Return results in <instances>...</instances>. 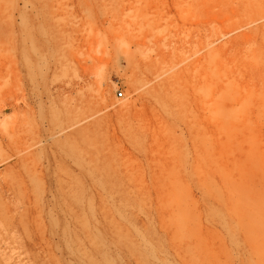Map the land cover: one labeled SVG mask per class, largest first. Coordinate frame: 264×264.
<instances>
[{
	"label": "rangeland",
	"instance_id": "obj_1",
	"mask_svg": "<svg viewBox=\"0 0 264 264\" xmlns=\"http://www.w3.org/2000/svg\"><path fill=\"white\" fill-rule=\"evenodd\" d=\"M263 32L264 0H0V264H264Z\"/></svg>",
	"mask_w": 264,
	"mask_h": 264
},
{
	"label": "bare ground",
	"instance_id": "obj_2",
	"mask_svg": "<svg viewBox=\"0 0 264 264\" xmlns=\"http://www.w3.org/2000/svg\"><path fill=\"white\" fill-rule=\"evenodd\" d=\"M251 16H254V14H252ZM260 38H264V32L261 34ZM211 38H207L205 40H210ZM170 83V81H168ZM167 82V84H168ZM172 83V82H171ZM162 85V83H161ZM165 84H163L162 86H164ZM169 85V84H168ZM161 86V87H162ZM168 87V86H167ZM170 87H171V84H170ZM163 88V87H162ZM161 89V88H160ZM173 89V88H172ZM153 90V89H152ZM157 90V88H156ZM159 90V88H158ZM162 90V89H161ZM168 90V89H167ZM150 91V90H148ZM155 91V90H153ZM148 93V92H147ZM157 95H160L159 93ZM168 100V99H167ZM171 101V100H170ZM152 102V101H151ZM174 102V101H173ZM170 103V102H169ZM159 104V103H158ZM162 105V104H161ZM159 106V105H157ZM165 106V105H164ZM168 106V105H167ZM127 106L126 105H123L121 109H124L126 108ZM172 109H173V106H171ZM160 108V106H159ZM167 108V107H166ZM175 109V108H174ZM173 109V110H174ZM177 109V108H176ZM167 111V110H165ZM176 111V110H174ZM180 111V110H179ZM171 112V111H170ZM166 113V112H165ZM173 113V112H172ZM182 113V112H181ZM176 114V113H174ZM168 115H164L162 113H160L158 110L156 111H152V114L149 115V118L146 119L145 123L141 126L142 127V136H144L145 138H147L148 136H155L156 134L159 133V131H161V129L163 127H166L165 124H167V121H168ZM170 116H174V115H170ZM148 117V116H147ZM167 117V118H166ZM172 118V117H171ZM175 118V116L173 117ZM180 118V117H179ZM170 121V120H169ZM171 121H173V119H171ZM175 121H177V119L175 118ZM174 122V121H173ZM170 123V122H169ZM168 123V124H169ZM169 127V126H168ZM167 127V128H168ZM192 127V126H191ZM164 129V128H163ZM166 129V128H165ZM192 132V131H191ZM194 147V146H193ZM200 151V150H199ZM197 153V152H196Z\"/></svg>",
	"mask_w": 264,
	"mask_h": 264
},
{
	"label": "built area",
	"instance_id": "obj_3",
	"mask_svg": "<svg viewBox=\"0 0 264 264\" xmlns=\"http://www.w3.org/2000/svg\"><path fill=\"white\" fill-rule=\"evenodd\" d=\"M122 94H123V91H122V90H120V91H119V95L121 96Z\"/></svg>",
	"mask_w": 264,
	"mask_h": 264
}]
</instances>
